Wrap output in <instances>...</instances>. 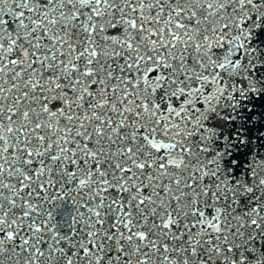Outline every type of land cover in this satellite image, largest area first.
Returning <instances> with one entry per match:
<instances>
[{
  "label": "snow or ice",
  "instance_id": "1",
  "mask_svg": "<svg viewBox=\"0 0 264 264\" xmlns=\"http://www.w3.org/2000/svg\"><path fill=\"white\" fill-rule=\"evenodd\" d=\"M261 27L264 0H0V264H264V157L230 174L246 138L208 123L264 92Z\"/></svg>",
  "mask_w": 264,
  "mask_h": 264
},
{
  "label": "water",
  "instance_id": "2",
  "mask_svg": "<svg viewBox=\"0 0 264 264\" xmlns=\"http://www.w3.org/2000/svg\"><path fill=\"white\" fill-rule=\"evenodd\" d=\"M45 39H47L46 35ZM251 43L254 47L260 50L258 55L264 54V27L255 30ZM254 75L257 76L262 83H264V68L260 69L257 73H254ZM98 87L99 86H97V89ZM161 103H166L163 98H161ZM221 113H226L229 116L236 117V119L226 120L223 118ZM208 123L212 126L220 128L222 130L221 135L223 136H231L234 140L238 137L246 138L244 143H238L236 150H234L230 156L225 158V167L229 170L230 174L243 178L244 175L249 172L248 165L251 163L253 158L264 157V92L250 93L246 99H241L240 105L235 108V111H233L232 108H221L219 113L212 114ZM217 143L222 144L224 141L218 140ZM70 169L72 171L75 170L74 167H71ZM78 179L79 178L77 177V180L74 181V186L71 190L75 189ZM54 188L55 187H50L49 190ZM59 194L60 192H57V195ZM74 194L81 196L82 201L85 200V190H80V192H75ZM119 194L125 195L124 193ZM242 199L244 201V206H247L249 198L247 196H243ZM37 200L38 198L35 199V201ZM62 201L63 200H48V202L43 205L45 206V209H43L44 207L41 206L42 204L40 206L43 209L45 215L49 209H51V211L55 213L56 218L67 225L70 223V217L74 214L73 209L75 206L72 205L71 198H69L68 200H64L66 203L64 212L61 209L64 206L60 207L59 209L52 207L53 204H61ZM91 203L94 204L95 201H92ZM241 210H243V206L241 207ZM81 211L87 210L81 208ZM33 218L36 219L38 217L34 216ZM22 231L25 234H28L26 228ZM63 231L67 232L68 228L63 227ZM0 235L3 234L0 233ZM45 235L47 236V234ZM49 243L50 241L45 239L42 247L46 249ZM257 243H259V241H257ZM61 246L70 248V246L64 245L63 242H61Z\"/></svg>",
  "mask_w": 264,
  "mask_h": 264
}]
</instances>
